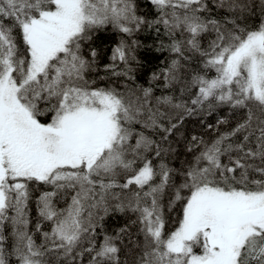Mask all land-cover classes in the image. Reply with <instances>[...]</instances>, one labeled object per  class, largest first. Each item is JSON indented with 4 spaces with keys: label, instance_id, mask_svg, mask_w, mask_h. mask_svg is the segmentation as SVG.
<instances>
[{
    "label": "snow or ice",
    "instance_id": "snow-or-ice-1",
    "mask_svg": "<svg viewBox=\"0 0 264 264\" xmlns=\"http://www.w3.org/2000/svg\"><path fill=\"white\" fill-rule=\"evenodd\" d=\"M148 3L0 0V264H264V0ZM107 30L110 77L135 82L139 33L168 54L147 86L89 79ZM218 105L234 126L170 166L169 137ZM112 212L136 218L108 234Z\"/></svg>",
    "mask_w": 264,
    "mask_h": 264
},
{
    "label": "trees",
    "instance_id": "trees-1",
    "mask_svg": "<svg viewBox=\"0 0 264 264\" xmlns=\"http://www.w3.org/2000/svg\"><path fill=\"white\" fill-rule=\"evenodd\" d=\"M138 4L140 13L147 14L148 17L151 18L154 13V9L148 3V0H138ZM124 38L127 39V37ZM135 38L138 39L143 45L137 51L140 64L133 65V68L135 69L133 74L136 77L135 82L128 81L124 77H110V73H107L104 70L103 66L110 62L109 56L111 55L112 47L121 39V35L113 32L112 30L100 32L92 43V47L97 49L99 56L95 66L96 72L90 74L89 79H96L98 85L104 86L115 84L123 88L125 84L133 83L147 86L151 73L158 69V66H160V61L163 60L168 54L166 52H157L155 50V42L152 38V35L147 32L139 33ZM100 76L110 77V79L101 81L98 79ZM158 83L159 82H156L153 85L156 87L155 95L159 96L162 94H171L167 90H164L162 85L157 87ZM176 95H179L178 88L176 90ZM184 98L187 99V96ZM221 118L228 120L229 123L217 126L216 122ZM238 118L239 113L234 115L232 109L228 105H218L211 110H207L205 106V110H197L193 115L185 117L182 125L172 136L169 137L171 147L175 149V151L171 153L169 157L170 166L179 168L184 160L191 159V155L187 153V148L191 142L192 136L203 137L205 140H210L214 138L218 132L227 131L229 127L234 126V122ZM208 125H212V127L209 128ZM29 207L31 209L30 216L33 221H35L37 214L34 203H30ZM167 215L174 219L177 213L172 212L168 213ZM135 218V215L132 213L112 212L102 221L103 229L107 231L108 234H115L119 228L129 224L130 221L134 220ZM170 226L171 225H166V227ZM30 228H34V224L30 225ZM43 229L45 231L48 230V226L45 224ZM130 230L135 232L136 229L133 226L130 228ZM35 238L37 242H40L39 234H37Z\"/></svg>",
    "mask_w": 264,
    "mask_h": 264
}]
</instances>
